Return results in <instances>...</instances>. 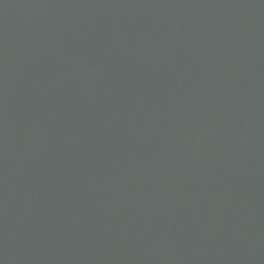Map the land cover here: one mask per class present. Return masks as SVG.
<instances>
[{"label": "water", "instance_id": "95a60500", "mask_svg": "<svg viewBox=\"0 0 264 264\" xmlns=\"http://www.w3.org/2000/svg\"><path fill=\"white\" fill-rule=\"evenodd\" d=\"M164 0H0V96L6 101L0 102V124L13 117L12 108H28L33 95L32 87L26 80H36V89L41 94H53L58 102L72 104L71 108L61 117L63 128L51 126L53 117L49 114H33L28 120L29 127L36 129L37 137H44L54 141V151L66 158L72 171L86 180L90 189L103 192V195H115L112 189H118V196L129 198L135 196L136 187L133 171H137L140 178L146 170L142 164L154 161L159 164L163 154L172 159L178 153L167 149L170 137L153 138L154 123L144 116L151 106V115L155 119L163 104L162 93L175 74V69L161 73L160 78H145V70L138 66L134 59L126 57L113 58L96 67H84L80 64V73L71 66L75 61L68 59L46 35L33 29L26 31L20 40H12L10 35L20 33L18 19L10 13L16 7L36 14H57L72 9H81L89 15L103 20L113 19L114 24L108 27L117 32L119 29L126 42L130 45V33L136 30L137 36L143 41H149L161 35H167L179 41V31L183 27L181 19L173 14H166L161 8ZM219 8L228 7L235 11L242 10L239 25L241 40L252 28L262 26L264 15L256 5V0H219ZM239 16V15H238ZM54 24L59 25V22ZM191 32H196V23H191ZM12 41L17 45L12 49ZM105 42V38H102ZM126 51L131 52L130 46ZM59 60V61H58ZM5 73V78L1 76ZM53 91V92H52ZM75 102L77 105H74ZM44 107V106H42ZM41 107V108H42ZM49 110V107H46ZM32 112V109L29 111ZM28 112V113H29ZM27 113V116L29 114ZM9 124V122H8ZM60 126V125H59ZM152 135V136H150ZM27 159V156L26 158ZM263 157L257 146L249 153L247 165L251 168L259 167ZM49 165L48 170L54 181L59 178L56 172L61 173L59 165ZM242 172L241 169H236ZM56 171V172H55ZM153 175H164L159 169L150 172ZM47 176V174H46ZM17 179V175L15 176ZM12 178L0 175V204L7 205V198L1 196L8 187ZM183 190L178 195H170L168 199L158 202L159 207L145 210L144 216L153 219L163 213L165 205H169L165 219L171 226L172 232L166 236L173 246L172 264H214L210 259L209 250L205 247V239L209 236L217 245L222 242H231L233 246L245 244L243 235L251 225L262 226L261 215L263 210L255 201L251 206L241 202L236 206L238 211L231 210L230 215L222 216L233 238H229V231L220 232L218 223L215 227L209 225L204 216H195L197 203V185H203L198 178L186 177ZM247 178L254 179L248 175ZM38 189L45 183V175H36L32 178ZM83 184V182H80ZM242 182L236 187L240 189ZM251 191L254 186L249 185ZM135 187V188H133ZM245 188V187H244ZM122 198V197H121ZM180 205L182 216L179 218L171 213L173 204ZM147 211V213H146ZM3 210L0 207V214ZM177 220V221H176ZM5 225V224H4ZM3 225V226H4ZM119 238H112L104 243L103 250L108 254L113 264H123L122 248H127L121 241L127 237L126 231L118 232ZM10 233L7 229L0 234V264H16L10 246ZM198 242L202 250L196 251ZM235 239V240H234ZM248 243L251 240H247ZM256 244L257 242H250ZM247 247V245L245 244ZM228 246L220 248L221 257ZM245 257L248 248H242ZM138 253V251L136 250ZM80 246H69L60 263L68 264L72 257L79 256ZM142 255L143 252L141 251ZM236 254L235 252H233ZM139 254V253H138ZM140 255V254H139ZM226 260V259H225ZM143 263L146 262L143 259ZM18 264V263H17ZM27 264V263H26ZM39 264H51L41 262ZM171 264V263H170Z\"/></svg>", "mask_w": 264, "mask_h": 264}, {"label": "bare ground", "instance_id": "6f19581e", "mask_svg": "<svg viewBox=\"0 0 264 264\" xmlns=\"http://www.w3.org/2000/svg\"><path fill=\"white\" fill-rule=\"evenodd\" d=\"M184 20L187 21V22L188 21H192L189 16L188 17H184ZM111 45L112 44H109V42H106V43L103 44V47L108 48ZM80 50H82V49L76 50V52H75V58H74V61L75 62L74 63H71V66L74 67L77 70V73H80V71H81L78 64L83 65V62H84V60H83V53H81ZM26 82H27V84L29 86H34L33 88H36V86H35L36 85V80L30 79V80H26ZM1 101H4L5 102L6 101V98L0 96V102ZM100 202H101V204L103 203L102 200ZM143 206H144L145 209H146V206L148 208H151L152 207L151 205H143ZM146 213H147V211H146ZM244 248L246 249L247 247L244 246ZM233 255H234L233 252H225V253H223L222 256H223L224 259H228L229 258L231 263L232 262L233 263H239V262H237V259L235 257H233ZM243 258H244L245 264H248L249 261H248L247 257L243 256Z\"/></svg>", "mask_w": 264, "mask_h": 264}]
</instances>
